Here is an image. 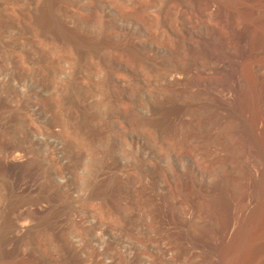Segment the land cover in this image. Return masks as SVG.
<instances>
[{
	"label": "rangeland",
	"instance_id": "374dc122",
	"mask_svg": "<svg viewBox=\"0 0 264 264\" xmlns=\"http://www.w3.org/2000/svg\"><path fill=\"white\" fill-rule=\"evenodd\" d=\"M39 1L0 0V251L5 242L9 247L4 258L38 264L203 263L201 250L184 249L188 241L181 230L207 241L210 228L211 244L221 242L215 231L220 221L204 191L227 172L232 221L241 220L247 206L261 198L253 171L264 165V156L243 136L238 117L223 110L219 100L198 93L196 78L184 70L192 54L203 68L215 64L223 43L234 50L227 35L239 18L229 13L222 20L208 17L197 5L200 0H58L65 3L60 14L74 29H86L96 39L109 36L102 56L92 54L102 64L93 63L91 53L79 58L71 45L41 36L29 19ZM80 14L93 18L84 22ZM198 34L216 45L213 57L198 56L190 48L199 45L194 43ZM122 41L158 64L130 66ZM257 71L264 106V67ZM174 80L183 89L180 96ZM208 86L217 92L213 84ZM177 97L196 103L194 110L182 112L193 121L182 127L183 134L169 139L137 123L138 115H149L153 104ZM80 113H86L93 131H77ZM186 173L201 191L187 185ZM102 178L112 186L107 200L90 193ZM17 185L25 191L15 193ZM21 194L30 203L46 195L39 206L53 214L39 223L45 209L33 203L12 212L19 226L29 227L14 244L1 231L9 202Z\"/></svg>",
	"mask_w": 264,
	"mask_h": 264
},
{
	"label": "bare ground",
	"instance_id": "6f19581e",
	"mask_svg": "<svg viewBox=\"0 0 264 264\" xmlns=\"http://www.w3.org/2000/svg\"><path fill=\"white\" fill-rule=\"evenodd\" d=\"M103 1L114 2L117 0H103ZM199 3L197 5L201 6L200 7L201 10L208 17L209 15L210 17L211 15H213L217 20H222L224 19V15L229 13L232 15H236V17L239 18V22L235 24L231 23L233 26L232 27L233 29L229 31L230 35H227L229 36V38L227 39V42L230 39L229 43L234 48V50L232 49L227 50L226 47L223 45L224 43L222 42L223 44L218 47L217 53H215L216 54L215 55L212 52L215 49L212 50L211 48H214V46L216 45L212 47V43H213L211 42L212 40L210 41L204 36L198 34L196 41L194 43L197 42L199 43V45H196L195 47H192L190 45L191 46L190 48L193 49L198 56H203V57L205 56V58H211L213 57V54H214L216 56L215 57L216 62H214L215 63L214 65L213 63L211 64L207 63L203 68H199L196 66V59H195L196 57L195 55L192 54L193 53L192 52L191 53L192 56L188 58L186 57L187 59L185 58L186 65H185L184 70L186 71L187 76L188 74L190 75L193 74V76L196 78V81H197L196 86L198 88L197 90L198 93L209 96V97L210 96L214 97L215 99L219 100V102L218 101L217 102L220 104L223 110L229 111L230 113H233L234 115L238 117V121L240 123L238 126L240 127V131L242 132L243 136L248 138V140H253L254 143H256V146L258 147L262 156H264V106L261 103L262 99H260V94L258 91V84H259V81L262 79L261 78L262 75L260 77L258 75L259 71H257L259 67H264V7H263L264 0H200ZM64 4L65 3L63 2V5H62L58 0H41V2L39 1L38 4L35 5L33 8H31L30 10V14H29L30 23L41 34V36L42 35L47 36V37L49 36L53 39L61 41L62 43H65L66 45L67 44L69 46L71 45L72 46L71 48H73L72 50L73 51L76 50V52L74 51V53L75 54L77 53L79 58H82L83 56L87 54L89 56V54L91 53L90 60L93 63H95L96 60H99L100 58L96 59L94 58L95 56L92 54H98L101 52L102 49H106L107 47L109 48V44L111 42L108 38L109 36L107 37L105 33L99 36V38L96 36L97 37L96 39L90 34V31L88 32V30L86 29L85 30H81V29L76 30V28L74 29V27L70 24L71 22L70 19L65 20L63 15L60 14L63 11L60 12L59 8H62ZM67 7L68 6H66L65 8ZM70 7L73 8V6H70ZM68 8H67V11H68ZM76 12H79V11L76 10L74 13ZM88 16L91 17L90 15H87V14L85 15L80 14V17L83 18L84 22L91 20ZM200 17L201 16H199V18ZM189 19H191V17H189ZM67 20L70 22H68ZM88 22H91V21H88ZM131 44H129L128 42L123 43L122 41V44L120 45L122 49L124 50V54L126 57L124 59L125 61H127L126 62L127 64L131 63L130 66H133L132 64H134L135 66H139L141 69H147L149 66L154 67L155 64H158L157 61L154 60V58H151V56L150 57L140 56V52L138 51V49H136ZM71 48H68V49H71ZM101 56H97V58ZM101 59L104 60V58H101ZM99 62L104 64L102 60H99ZM102 68L103 67H101V69ZM104 72H106L105 75H107L108 73L107 69H104ZM107 77L108 76H106V79ZM84 82H85V79H84ZM172 83H174L173 87H174V91L176 95L177 96L182 95L183 89L177 87V85L175 84V80ZM208 83L213 84V86L217 88L218 94L216 91L212 92L213 89L210 90ZM218 90L221 91V93L222 91L223 92L225 91V92L224 94H220ZM195 106H196V103L186 101V100H181V98H178V97L176 99H173V98L165 99L164 98L163 100H160L157 103H155V105L153 104L151 106L149 115L142 114L143 116L142 115L140 116L139 114L138 117L136 116L137 117L136 121L137 123L138 121H141L146 126L150 127L152 130H155V132L157 134H160V136H165V137H169V139L170 138L174 139L176 138L177 135L183 134V131H182L183 126L184 128H186V126H190L193 122L192 120H189V119L185 120L184 117L182 116V112L193 109ZM239 127L236 129H239ZM75 128L77 129L78 132H82L84 130L87 132H91L94 130V127H92V125L89 124L86 113H80L78 115ZM192 129H194V127ZM191 134L193 135V132ZM184 135L187 138L191 137L190 134L187 132V130L184 131ZM194 137H195V134H194ZM199 137H195V138H199ZM192 141H190L189 143L191 144ZM223 157L225 158V155ZM249 167L250 166H248V168ZM258 168H256L257 170L253 171V173H254V176L256 177L254 179H257L256 182L258 181V184H259V189H260L259 194L261 195V198L258 201L251 203L249 206H247L248 207L247 209L245 208L246 210H244L241 220L238 219V221H232L233 217L231 214L233 210L232 208L234 206L232 205L233 204L232 201L227 196L226 183H229L228 182L229 178L227 177L228 175L226 176L225 174L227 172L225 173L223 172L224 176L222 178L219 177L221 179L220 183L217 182L212 186L209 184L211 188L209 190L204 191V195L207 198L206 200L209 201L210 205L213 207L216 217L220 221V222L218 221L219 228L215 229V231L219 230V233H220L219 241L221 242H219V244L217 243L214 244L212 242L213 244H211L210 242L211 238L209 237L212 235L213 232L210 228L207 230L208 231L207 233L209 234L207 241H202V240L197 241V238L193 239L190 236L191 233H189L187 229L181 230L185 234V238L188 241L184 249H186L187 251L194 250V249H199L202 251L203 263L201 262V264H264V165L261 164V167H258ZM252 169H254V167H252ZM174 171L176 172V174H178L179 172L178 167L175 166ZM191 176L188 173H186L185 178H184L185 182L187 183V185H189V187L191 186L201 191L203 189L202 186L197 185L195 183L196 181L194 182ZM220 179L218 180L220 181ZM23 185L22 186L17 185V187L14 186L15 193L16 192L18 193V190L20 189L21 190L24 189L25 186L23 187ZM90 189H91L90 193L92 195H95L97 197H100L106 200L107 198L111 197V195L113 194L112 186L103 178L99 180ZM27 190H28V187H27ZM21 195L22 196L20 198L16 197V195L15 196L13 195L14 197L11 199V201L9 202L5 210L4 226L2 225L3 223L1 224L3 227L1 232L3 233L4 238L7 237V241L9 240L11 243H14V244L17 243L21 234L29 230V227L27 228V225L26 227L21 226V225L19 226L17 221L13 219L12 212L20 208H24L26 206L32 208L31 206H29V204H32V203L35 204V206H37L39 209H45V205L44 207L39 206V205H40V202L43 201L44 197L45 199L47 198L46 195H41L42 197L41 196L37 197L34 201H32V203H30L31 202L30 200L24 197L23 194ZM51 205L52 203L50 204V206ZM50 209H52V207H50ZM44 212L45 214L42 217L39 216L40 219L37 218L39 223H43L47 221L50 215L53 214L51 210H48V209H45ZM5 243H3L2 249L0 251V264H38L37 262L31 259H26V258L21 259V260H18V259L17 260H12V259L6 260L4 258L5 257L4 254L9 249V247H8V243L6 244Z\"/></svg>",
	"mask_w": 264,
	"mask_h": 264
}]
</instances>
